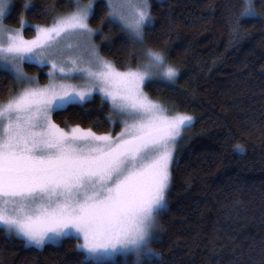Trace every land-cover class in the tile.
Masks as SVG:
<instances>
[{"label":"trees","instance_id":"trees-1","mask_svg":"<svg viewBox=\"0 0 264 264\" xmlns=\"http://www.w3.org/2000/svg\"><path fill=\"white\" fill-rule=\"evenodd\" d=\"M76 1L9 0L2 23L29 38L36 25L50 24ZM149 3L144 44L165 52L179 72L174 83L151 81L144 90L168 115L186 112L194 120L176 150L158 236L149 242L159 255L140 264H264V0H254L255 15L241 16L236 33L228 14L243 0ZM88 23L104 58L120 69L137 63V44L108 16L105 0L94 1ZM23 69L46 82L44 66L25 63ZM18 86L0 68V102ZM52 119L61 128L79 124L97 133L120 127L117 112L98 94L56 109ZM26 242L0 227V264H136L120 255L87 259L74 236L42 247Z\"/></svg>","mask_w":264,"mask_h":264},{"label":"snow or ice","instance_id":"snow-or-ice-1","mask_svg":"<svg viewBox=\"0 0 264 264\" xmlns=\"http://www.w3.org/2000/svg\"><path fill=\"white\" fill-rule=\"evenodd\" d=\"M253 2L243 0L238 12H229L232 33L241 16L255 15ZM6 7L7 0H0V19ZM107 7L108 16L141 45L144 59L135 67L121 70L98 54L91 43L96 29L88 23L92 0H77L72 11L36 25L30 38L0 23V62L15 80L28 81L0 102V224L36 246L75 231L82 238L77 247L87 254L132 251L140 264L142 255H159L145 245L165 206L176 141L194 117L168 115L142 88L152 77L174 83L179 72L165 52L144 44L149 0H107ZM69 36L76 38L77 55H63L60 41ZM24 60L50 63L49 83H34L35 76L23 71ZM74 73L87 82L71 83L67 78ZM97 84L125 117L115 136L79 124L66 130L52 119L56 109L85 99Z\"/></svg>","mask_w":264,"mask_h":264},{"label":"rangeland","instance_id":"rangeland-1","mask_svg":"<svg viewBox=\"0 0 264 264\" xmlns=\"http://www.w3.org/2000/svg\"><path fill=\"white\" fill-rule=\"evenodd\" d=\"M94 1L95 0H92V3L94 4ZM106 1V3H107V0H105ZM88 1H86V2H79L80 4H85V3H87ZM76 3H77V1H76ZM8 5H9V0H7V7H6V9H5V12L3 13V16L6 14V12H7V9H8ZM76 7V4L74 5V8ZM73 8V9H74ZM72 9V10H73ZM93 9V8H92ZM92 9H91V11H90V14H91V12H92ZM72 10H70V11H72ZM90 16V15H89ZM110 17V16H109ZM3 18V17H2ZM111 19H113V20H115L122 28H123V25L121 24V22H120V20L119 19H117V18H115V17H110ZM0 23H2V19H0ZM3 24V23H2ZM149 23H145L144 24V28L148 25ZM90 26V25H89ZM92 28V27H91ZM21 29V28H20ZM94 29V28H93ZM124 29V28H123ZM22 32V31H21ZM94 33H95V31L91 34V43L92 44H94L95 46H96V50H97V52H98V54L100 55V56H102L100 53H99V51H98V46H97V44L94 42V40H93V35H94ZM35 35V34H34ZM33 35V36H34ZM30 38V37H29ZM137 44V43H136ZM60 45H61V47L63 48V55L64 56H71V55H77L78 54V49H77V47H76V38L75 37H72V36H69V37H64V38H62L61 39V41H60ZM137 49L139 50V60H142V59H144V57L141 55V45L140 44H137ZM103 57V56H102ZM106 59V58H105ZM138 62V61H137ZM21 63V66H22V68H23V65L25 64V63H27V64H33V65H37L38 67H40V66H44L45 67V74H46V82L45 83H39L38 82V80H37V78H38V75L37 74H29V73H27L29 76H35V81H34V83H37V84H39V85H45V84H47V83H49V80H50V77H49V75H48V69L51 67V64L50 63H39V62H37L36 60H24V61H21L20 62ZM67 64H70V61H67L66 62V65ZM137 64V63H136ZM136 64L135 65H131V66H128V67H135L136 66ZM0 68L1 69H4V70H6V71H8L13 77H14V75H13V73L8 69V68H6L5 67V64H4V62H0ZM120 69V68H119ZM121 70H123V69H121ZM23 71H24V69H23ZM25 72V71H24ZM26 73V72H25ZM62 77L61 76H59V75H57L56 76V79L57 80H59V79H61ZM67 79H69L70 80V82L71 83H73V84H77V85H84L86 82H87V79H86V77L85 76H83V75H80V74H72L70 77H68ZM156 80H162V79H160L159 77H152L151 78V81H156ZM17 81V80H16ZM164 81H166V80H164ZM17 83H18V91L21 89V88H23L24 87V85L26 84V83H28V81H17ZM146 84V83H145ZM145 84H143L142 85V88H143V90H144V86H145ZM17 91V92H18ZM144 92L145 93H147L145 90H144ZM15 94V93H14ZM93 94H98L103 100H105V101H107L110 105H111V107L117 112V114H118V117H119V120H118V122L120 123V127H119V129H118V131H116L115 133L114 132H110L111 133V135H113V136H115V134L117 133V132H119L120 130H121V128L124 126V124H123V121H124V119H125V117L124 116H122L121 114H120V112H119V110L118 109H116V108H114V106H113V104H112V101L107 97V95L106 94H104V93H101L100 91H99V85L97 84V86L93 89V92L91 93V94H89V95H87L86 96V98L85 99H83V100H80V99H76V100H74V101H70V102H68L67 104H65L63 107H65V106H67L68 104H71V103H83L85 100H88V99H90L92 96H93ZM148 95V94H147ZM149 96V95H148ZM149 98H151L150 96H149ZM152 99V98H151ZM163 105V104H162ZM164 106V105H163ZM63 107H61V108H63ZM165 107V106H164ZM166 108V107H165ZM58 109H60V108H58ZM167 109V108H166ZM169 115H172V114H169ZM193 122V121H192ZM192 122H191V124H192ZM70 127H67V128H65L66 130L67 129H69ZM189 129V127H185L183 130H182V132H181V135L178 137V139H177V141H176V144H175V147H174V151H175V155H176V150H177V148L179 147V143H180V140H181V138H182V136L187 132V130ZM173 161H174V159H173ZM172 164H173V162H172ZM172 164H171V169H172ZM169 188V187H168ZM167 191H168V189H167ZM167 191H166V196H167ZM165 205H166V200H165ZM165 207V206H164ZM164 207H161L160 209H159V211L162 209V208H164ZM158 211V212H159ZM158 212H157V215H158ZM0 227H2V228H4V226L2 225V224H0ZM158 231H159V227H158V222H157V217H156V224H155V226H154V228L152 229V233H151V236H150V239H149V242L152 240V239H154V238H156L157 236H158ZM12 234H14L15 236H17V237H19V238H22V239H24L23 238V236H20V235H17V234H15V233H12ZM65 236H74V237H76L77 238V234L75 233V231H73V232H71V233H68V234H66V235H64V236H61V237H59V238H56V239H47V240H45V242L42 244V245H40V246H36V245H34V244H31V243H29V242H26V243H28V244H30V245H34V246H36V247H42L45 243H56V242H58L59 240H61L62 238H64ZM79 243H81V241H82V238H79ZM149 242H148V244L147 245H145V247H147V248H151L150 246H149ZM152 249V248H151ZM85 253H86V251L85 250H83ZM155 252V251H154ZM87 254V253H86ZM124 256V257H130V260L132 261V262H134V263H136V254L134 253V252H132V251H128V252H122V251H119V250H117V251H115V252H112V253H110V254H108V255H104V256H98V257H94V256H91V255H89V254H87V256H86V258L88 259H91L92 261H94V262H97V261H102V260H110V259H114L115 257H117V256ZM151 256H154V255H147V254H145V255H142L141 257H140V261L142 260V259H144V258H149V257H151Z\"/></svg>","mask_w":264,"mask_h":264}]
</instances>
